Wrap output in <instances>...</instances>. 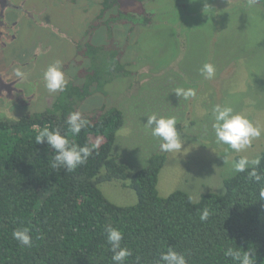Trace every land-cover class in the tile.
I'll return each mask as SVG.
<instances>
[{"label": "trees", "instance_id": "16d2710c", "mask_svg": "<svg viewBox=\"0 0 264 264\" xmlns=\"http://www.w3.org/2000/svg\"><path fill=\"white\" fill-rule=\"evenodd\" d=\"M119 3L105 0L104 8ZM108 53H103L100 66L92 61L85 87H66L52 108L17 119L0 118V264H113L108 225L123 232L122 246L132 252L125 264H137V257L139 264H157L160 253L170 247L184 254L187 264H237L224 255L227 247L249 251L254 264H264L262 185L249 180L246 172L226 178L223 191L204 193L199 200L180 189L163 197L158 183L167 152H155L133 173L113 154L124 125L120 108L93 116L82 113L89 126L76 136L69 132L66 118L91 94L93 83L103 86L129 74L118 58L120 52ZM46 127L59 129L79 146L99 143V148L72 172L54 170V150L35 141ZM176 128L180 133L182 125ZM260 157L259 171L264 173V149ZM113 180L128 182L136 201L122 205L109 199L101 183ZM204 208L210 215L201 222ZM22 227L30 229V248L12 237Z\"/></svg>", "mask_w": 264, "mask_h": 264}, {"label": "rangeland", "instance_id": "374dc122", "mask_svg": "<svg viewBox=\"0 0 264 264\" xmlns=\"http://www.w3.org/2000/svg\"><path fill=\"white\" fill-rule=\"evenodd\" d=\"M29 1L48 3L53 11L60 9V0ZM101 1L74 0L76 8H62L59 24L74 38L86 32L79 49L91 45L107 54L108 49L121 50L118 58L129 74L102 89L95 87L78 111L91 116L109 107L123 111L124 125L113 154L131 173L160 150L161 141L145 128L147 116H174L182 125L183 147L179 153L167 152L159 175L160 195L166 197L180 189L199 200L204 193L223 191L224 180L234 174L231 162L224 164L222 158L227 145L216 143L212 109L218 104L230 106L264 128V4L258 0H121L101 14ZM40 32L25 24L18 46L5 51L3 61L11 59L23 44L31 48ZM56 54L59 61L75 56L78 73L72 70L67 82H82L76 76L89 68L90 58L74 55L72 49L66 55ZM204 63L215 66L214 78L201 76ZM45 70L40 59L33 80L42 81ZM177 87L193 88L196 96L178 97ZM263 149L264 133L246 151L237 154L229 149L228 153L232 159L239 155L254 158ZM101 188L118 204L136 201L128 182L106 181Z\"/></svg>", "mask_w": 264, "mask_h": 264}, {"label": "clouds", "instance_id": "9594fccd", "mask_svg": "<svg viewBox=\"0 0 264 264\" xmlns=\"http://www.w3.org/2000/svg\"><path fill=\"white\" fill-rule=\"evenodd\" d=\"M199 71L206 80L214 78L216 74V68L212 63H204ZM13 73L18 80L27 79V74L22 71L21 67L14 68ZM42 82L49 93L63 92L66 89L67 80L62 71L61 61L57 60L46 68L43 72ZM174 92L185 100L196 96V91L193 88L177 87ZM212 118L216 143L227 145L225 155L222 157L224 164L231 162L230 171L233 174L246 172L249 180L262 185L259 190V200H264V173L259 171L261 157L249 158L247 155H239L237 159H232L228 153L229 149L237 154L246 151L252 141L264 133V128L254 125L246 115L234 112L233 108L227 105H215L212 109ZM65 123L73 136L79 135L83 129L89 126V121L79 111L69 113ZM176 124L177 120L174 116L157 117L156 114L147 116V121L144 123L151 135L161 141L160 150L168 153L182 151L183 142ZM35 141L36 144L46 142L49 148L54 150L55 155L51 160L50 167L54 170L65 169L66 172H72L78 166L85 164L93 150L99 148V143L91 147L88 145L79 146L70 142L67 135H62L59 129L50 130L47 127L38 132ZM189 201H192L191 196H189ZM209 215L208 208H204L199 215L200 221H207ZM105 232L113 264H125L132 252L129 248L122 246L123 232L112 225H108ZM12 237L21 246L32 247L33 241L28 227L16 228L12 232ZM224 255L230 257L237 264H254V257L250 252L242 251L238 247H227ZM137 264H139V257H137ZM157 264H187V260L184 254L170 247L166 252L160 253Z\"/></svg>", "mask_w": 264, "mask_h": 264}, {"label": "flooded vegetation", "instance_id": "af4514ba", "mask_svg": "<svg viewBox=\"0 0 264 264\" xmlns=\"http://www.w3.org/2000/svg\"><path fill=\"white\" fill-rule=\"evenodd\" d=\"M104 2L105 0L99 2L102 8L99 9L102 12L101 14L106 10ZM58 5L60 9L53 11L48 3L39 5L29 0H23L20 3L15 2V0H0V118L17 119L22 116L45 112L53 107L61 92L51 97L42 81L37 80L38 82H36L33 80V73H36L39 68L40 59L43 60V68L46 69L50 63L53 64L59 60L57 52L66 55L69 49H72L74 55L76 52L77 55L80 54L87 59L90 58L91 64L89 68L85 69L84 72L83 70L79 71L78 76H76V80L83 81L79 83L67 82V87L74 85L81 88L85 87V83L89 81L88 73L92 71V61L94 60L98 66L103 63L104 54L99 48L89 45L86 49H79L86 32L81 37L74 38L69 36L63 29L62 23L59 24L61 22L59 19L62 14V8L75 9L77 5L74 6V0H60ZM27 23L42 31L35 39L34 45L28 48L26 44H23L12 53L11 59L3 61V53L10 48L18 46L21 39V29ZM88 27L85 31H87ZM91 48H95L97 51L94 50L91 53ZM118 51L120 52L121 50ZM61 62L62 71L65 73L66 80H68L72 76V70L75 69L77 72L78 63L75 56L71 59H63ZM120 62L124 65L121 60ZM16 67H21L22 71L27 74V79L21 81L15 77L13 69ZM39 71L41 72V70ZM123 76L126 75H120L113 80ZM104 86L105 84L98 86V83L95 82L90 86V91L92 93L95 87L102 89ZM90 97H92L91 94L79 101V104ZM79 104L75 106L77 111Z\"/></svg>", "mask_w": 264, "mask_h": 264}]
</instances>
